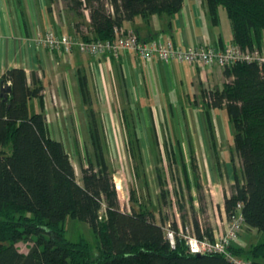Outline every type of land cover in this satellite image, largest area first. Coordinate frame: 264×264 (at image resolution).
<instances>
[{
	"label": "trees",
	"instance_id": "obj_1",
	"mask_svg": "<svg viewBox=\"0 0 264 264\" xmlns=\"http://www.w3.org/2000/svg\"><path fill=\"white\" fill-rule=\"evenodd\" d=\"M77 13L87 10L91 36L85 41L112 38L113 27L135 16L165 15L169 21L181 9L184 0H70ZM212 22L217 23L218 8L225 9L231 27L230 42L241 49L260 47L264 38V0H205ZM142 41L154 40L142 39ZM222 46V45H219ZM221 89L204 94L212 108H224L233 131V149L239 170L231 157L233 183L224 193L227 219L237 204L243 226L264 234V62H236L222 68ZM10 86L8 93L2 88ZM42 85L36 79L28 83L21 68H11L0 77V264H232L218 254H189L177 240L171 248L154 212L138 203L134 189L129 191L131 210H120L112 175L102 159L96 168L91 159L81 166V183L61 141L48 134L42 109L30 113L28 101L40 99ZM126 139L134 145L129 153L138 154V137L124 118ZM134 140V142H133ZM167 145V146H166ZM165 152L174 154L172 144ZM194 185L201 190L196 161L190 156ZM96 165V166H97ZM190 191L186 168L181 167ZM134 176L139 173L133 167ZM157 180L161 182L159 171ZM161 199L165 192L161 185ZM201 204V197L199 196ZM190 208L193 200L189 198ZM137 205V209L134 208ZM180 209L184 208L181 203ZM67 217L81 220L93 229L98 254L91 256L84 239L70 241L64 233ZM185 219V216H182ZM185 221V220H184ZM175 226V223H173ZM197 236L211 237L192 215ZM19 241H31L26 253L16 247ZM230 251L243 256L249 264H264V238L246 252L234 244Z\"/></svg>",
	"mask_w": 264,
	"mask_h": 264
},
{
	"label": "crops",
	"instance_id": "obj_2",
	"mask_svg": "<svg viewBox=\"0 0 264 264\" xmlns=\"http://www.w3.org/2000/svg\"><path fill=\"white\" fill-rule=\"evenodd\" d=\"M72 3L70 0H0V77L8 69L21 68L28 83L32 79L41 83L40 99L31 98L28 110L29 103L35 100L34 112L42 109L49 136L55 139L60 133L57 124L61 119L54 118L60 112L58 105L69 111L65 122H70L71 107L80 108L78 112L84 116L80 126L82 136L93 139H102L107 132L111 138L116 135L111 118L102 120V108L111 116V107L116 103L135 106L136 116L135 111H131V117L124 111L119 113L120 129L123 128L126 138L129 130L124 118L134 129L139 122L142 129L146 122L148 127H143L141 138L147 139L152 138L149 129L153 122L152 108L177 106L180 114L186 116L185 124L187 121L191 124L185 127L178 150L182 155L195 157L201 186L214 188V195L219 194L218 187L225 191L231 186L230 154L235 152L231 123L224 108H212L204 98L207 91L221 89L222 68L216 65L198 68L175 61L166 65L157 59L142 60L128 50L121 51L118 57L89 56L77 50L60 54L38 46L35 36L47 30L76 39L91 36L88 11L77 13ZM121 28L142 39H169L181 47L225 45L232 35L231 27L223 30L219 26V16L217 23L212 22L205 0H184L171 21L165 15H137L123 22ZM95 104L100 106V113L96 112ZM159 136L158 133L155 137ZM170 143L175 154L176 147ZM220 194L216 197L221 202L224 196Z\"/></svg>",
	"mask_w": 264,
	"mask_h": 264
},
{
	"label": "rangeland",
	"instance_id": "obj_3",
	"mask_svg": "<svg viewBox=\"0 0 264 264\" xmlns=\"http://www.w3.org/2000/svg\"><path fill=\"white\" fill-rule=\"evenodd\" d=\"M218 16L219 26L223 30H230V23L223 7L219 8ZM253 48H257L260 53L264 55V38L261 40L260 47L254 45ZM91 90V93H93L95 87L92 86ZM124 103L125 102L116 103V105L111 107V116L105 114L106 111L102 108V120L106 117L111 118L115 128L113 131L116 132V135H114L115 138L109 137V133L107 132L106 137L102 139L86 138L82 136V128L80 126L83 124L84 116L78 112L80 108L71 107V115L68 116L70 122H65L67 119L66 113L69 111L66 112L67 108L65 109L58 105V110L60 112L58 115L55 114L54 118L61 119V122L57 124L60 133L58 137L54 138L62 142L74 167L77 182L81 183V166H86L87 160L91 159L97 168L98 158L102 153V159L105 161L115 184L121 211L129 212L131 210L132 202L130 201L129 191L134 189L138 203H145L147 207L155 213L156 221L159 224L173 221L174 223L176 222V225L177 223L180 225L185 223L192 225V215L194 214L199 224L210 229L212 234L213 232H218L219 228L223 229V218H226L223 200L221 202L218 201V197L216 196H220L221 192L223 196L226 192L229 194L230 185L225 188V191L224 188L221 189L218 187L217 192L219 194L216 195H214L213 192L215 190L214 188L206 187L207 189H205L201 186L200 182L201 190L197 191V189H195L190 156L182 155L178 150V141H180L184 134L185 127L188 128L187 125H191L189 121H187V125L185 124L186 121L184 119L186 116L180 114L177 106L152 108L154 111L152 117L153 122L149 124L152 138H141L142 129L145 126L148 127V124L144 122L141 129L142 124L136 122L138 127L135 128V131L139 136L138 146L140 154L137 153L136 149L133 154L129 153L127 147L128 141L130 142L129 147L132 148V145H134L132 139H126L123 128L120 129L122 123L119 122V113L124 111L127 116L129 114L131 117V111L133 112L137 109L132 104ZM35 104V100L29 103L30 113L36 110L34 108ZM93 106L97 113L101 112V108L98 104ZM115 112L118 114H115ZM136 114L137 112L135 111V116ZM103 126L105 127L107 125L103 124ZM130 129L131 128H129V130ZM158 133L160 134L159 138L155 137ZM168 142L169 144L172 142L175 145V154L171 155L165 152V145ZM230 157L234 159L237 169L239 170V159L236 153L231 152ZM134 166H138L139 171L136 177L133 171ZM182 166L186 168L190 191L186 188L187 183L183 176ZM158 171L161 174L160 183L165 192V202L161 199V186L157 180L156 174ZM199 196L202 198L201 204L198 199ZM190 197L193 200V209L192 207L190 208L189 205ZM181 203L184 205L183 209L179 208ZM133 206L137 209L136 204ZM182 216H185V219H183ZM63 227L65 236L70 241L84 239L89 244L91 256L94 257L98 254L94 231L85 222L67 217ZM263 238L264 234L262 232L244 225L238 234L237 240L233 244L237 248L243 250L242 252H246ZM31 245V241H19L16 247L20 252L26 253ZM235 257L245 259L243 256L235 255Z\"/></svg>",
	"mask_w": 264,
	"mask_h": 264
},
{
	"label": "built area",
	"instance_id": "obj_4",
	"mask_svg": "<svg viewBox=\"0 0 264 264\" xmlns=\"http://www.w3.org/2000/svg\"><path fill=\"white\" fill-rule=\"evenodd\" d=\"M38 46L51 52L69 54L77 50L81 54L90 56L111 55L118 57L124 50L134 52L142 60L157 59L169 65L172 62L186 63L194 67L216 65L220 68L236 62H264V55L257 48L241 49L228 42L225 45L200 44L197 46H175L169 39L140 40L133 32L125 31L121 27H113L112 38L108 40L85 41L76 39L68 34H59L47 30L37 34L34 39ZM241 204H237L230 219L223 218L224 227L213 232L211 237L196 235L191 224L173 221L163 222L161 225L165 238L171 248H175L176 241L183 242L189 254H218L224 256L232 264H249V262L230 251V246L237 240L243 226L240 212Z\"/></svg>",
	"mask_w": 264,
	"mask_h": 264
},
{
	"label": "water",
	"instance_id": "obj_5",
	"mask_svg": "<svg viewBox=\"0 0 264 264\" xmlns=\"http://www.w3.org/2000/svg\"><path fill=\"white\" fill-rule=\"evenodd\" d=\"M2 91L8 93L10 91V86L3 87Z\"/></svg>",
	"mask_w": 264,
	"mask_h": 264
}]
</instances>
